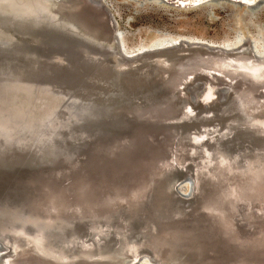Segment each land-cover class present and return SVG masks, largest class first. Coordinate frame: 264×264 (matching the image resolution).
<instances>
[{"label": "water", "instance_id": "1", "mask_svg": "<svg viewBox=\"0 0 264 264\" xmlns=\"http://www.w3.org/2000/svg\"><path fill=\"white\" fill-rule=\"evenodd\" d=\"M96 5L90 1L53 0L50 8L37 7V14L29 5L21 10L23 14L13 12L7 16L9 20L0 19V137L6 139L0 147V173H4L0 175V248H5V255L10 257L21 254L28 245L50 240L59 244V250L56 257L47 256L49 262L59 260L65 264L68 260L97 264L106 259V255L92 253L90 248L102 249L106 242L114 241L109 247L118 252L115 258L126 257L128 238L138 242L151 240L159 226L145 213L139 215L135 224V221L130 222L131 215L148 210V202L155 206L164 221L178 219L199 207L198 212L217 218L230 242L245 245L242 242L244 231L257 228L264 219V91L254 86L229 85L237 102L232 108L234 113L223 116V120L217 116L214 120L191 116L173 122L177 110L169 103L176 95L160 101L138 102L139 105L115 101L102 109L100 115L82 118V113L73 112L72 101L79 103L93 96L92 104L101 105L99 97H107L110 91L109 85L97 78L102 68L98 60H89L87 54V51L108 50L104 42L109 27L97 18L98 11L107 7L99 2ZM82 9L90 13L91 22L78 16ZM47 17L53 22L70 23L72 35L65 37L48 30L43 35L26 31L21 24L35 23L37 18L41 22ZM14 40L19 42L12 44ZM27 41L36 44L26 46ZM192 54H196L195 51ZM247 54V51L236 53L241 57ZM86 59V64L98 70L94 68L86 83L80 84L76 79L78 65L84 72L85 64L81 63ZM6 75L9 79H2L1 76ZM8 82L24 86L28 91L12 92ZM246 90L249 93H245ZM223 95L222 92L221 97ZM191 100L197 106L195 95H191ZM60 103L62 108L58 111ZM42 108L45 111L37 112ZM120 109L131 112L141 109L146 114L119 115L121 117L116 119ZM25 115L29 118L21 121ZM71 117H75V123ZM138 123H146L153 130H171V134L166 131L164 136L156 138L150 134L138 139L132 136V128ZM192 123L195 126H190ZM191 135H206V139L196 141L189 138ZM108 136L107 144L93 149L95 154H100L93 162L90 149L100 138ZM145 142L160 143L164 147L163 154L154 158V167L148 172L140 167H135L133 172L130 167L101 172L100 165L107 167L106 163L101 164L103 159L114 160L122 147H127L122 152L127 153L138 150V143ZM223 160L227 161L226 165H221ZM64 161L71 165L60 167ZM247 161L249 165L258 163V171H247ZM173 164H184L191 173V177H181L178 182L189 184L186 194L191 195L189 200L175 197L169 185L159 182V177ZM75 167L79 172L75 173ZM177 170L179 172L180 168ZM31 175L43 182L36 179L25 184ZM233 176L236 178L231 180ZM131 199L134 201L127 204ZM119 218L121 222L129 219L124 240L123 226L117 222ZM147 223L154 227L143 233ZM193 225L196 227H158L159 234L153 242L155 248L144 245L149 260L155 264L252 263L224 251L220 243L224 234L214 240L208 233L202 235L196 222ZM102 229L110 231L101 233ZM63 236L66 238L59 239ZM76 247L82 248L81 253L74 256L63 253Z\"/></svg>", "mask_w": 264, "mask_h": 264}, {"label": "bare ground", "instance_id": "2", "mask_svg": "<svg viewBox=\"0 0 264 264\" xmlns=\"http://www.w3.org/2000/svg\"><path fill=\"white\" fill-rule=\"evenodd\" d=\"M77 1L81 3H85V2L89 3L90 1V3H93L95 5L98 2L101 3L100 1L97 0H77ZM167 1H171V0H167ZM187 1L188 2L193 1L196 4V6L197 5L200 6L201 3H205L208 0H178V1L176 0L177 3L184 5H185L184 2ZM52 3L53 0H0V19L2 21L9 20L10 17L7 16L13 12L15 14L18 13L23 14L24 12L21 10L28 8L26 6L29 5L31 6V9L35 11L34 12L35 14L38 11L37 7L42 6V7L50 8L52 6ZM99 7L101 8V6ZM2 8L4 9L2 10ZM98 12L99 13L97 15V18L100 20V22H104L105 25H107V28L109 27V31L106 32L107 39L106 42H104L105 48H108V50H104V51L97 50L92 52L87 51V54L89 55L88 56L89 60L90 59L98 60L99 62L98 64H100L102 68L101 71L99 72L100 74L97 75V78L105 82L107 85H109L110 91L109 94L106 93L107 97L104 96L99 97L98 100L99 102L102 103L101 105H99V103L92 104L94 102L93 96H90L91 97L90 100L88 99V97L83 98L81 100L82 103L80 101L79 103H77L76 101H72L71 107L73 109L74 106V108L76 109V110L74 109L73 112L76 114L82 113V118L84 116L85 117L90 116V118L91 117L94 118L98 114L100 115L102 109H105L106 106L110 105V103H114L115 101L117 103H124V104L125 103L130 104L131 102H135L136 105H139L138 102L160 101L162 99H168V98L170 99L172 95H176V97H174V99L169 103L170 107H172L173 109L176 108L175 110H177V113H175L172 119L173 122L178 123L180 121H183V119H185L186 117H191V116L196 118L200 116L202 117L204 116L207 117L209 120H214L216 119L215 117L217 116V118L223 120V116L227 115V117H229L228 115L234 113L233 112L234 109L232 108H234V104L236 105L237 102L236 96L232 92H230V89L228 88L229 85L233 86L234 84H242V86H254L255 88L258 87L257 89L261 90L262 92L264 91V57L260 59L258 58L255 59L254 56H251L253 54L250 55L247 45L238 48L235 52L231 54L225 53L218 48L203 49L202 47H199L196 43L190 45H185L181 43L176 48H169L167 46L168 45L167 43L170 42L172 38L166 37L164 35L161 36L159 35L157 37L156 36L152 37V40H150L148 43L140 42L135 48L138 51L139 50L145 51L158 47L160 50H157V52L150 51L149 53L144 54L143 56L137 58L135 57L127 58L125 57L124 53H131L132 49L134 48H130L131 46L128 47L127 45L128 42L126 44V40L124 39L125 35L123 36L122 34L120 35V37L118 36L116 31L117 26L115 27V24L112 22V18L107 13H104L102 8ZM77 14L83 19V21L86 22L92 21L90 17L91 16L90 13H88V11L85 12L84 9H82V11L78 12ZM13 17L14 15L12 16V18ZM238 17L239 16L237 14L234 15V18L236 19L235 21L237 23H240L241 25H244L243 23H241V19H240L241 17L237 19ZM21 24L24 30L32 31V32L37 31L36 33L41 32L43 35H45L46 30H48L49 32L60 34L65 37H68L69 34L71 33L70 23H68L67 21L53 22L48 17L42 19L41 22H39V18H37V21L35 23L22 22ZM256 28L258 30L257 38L259 40H262V44H261L262 49L260 48L259 51L261 53H264V38H262L261 35L262 27L261 25L256 24ZM243 37H247V36L239 31L237 42L242 40ZM18 42L19 41L14 40L12 44H16ZM25 44L26 46L28 45L32 47L36 43L34 41H29V42L27 41V43ZM252 49L256 55H261L260 53L254 50L253 46ZM193 51H195L196 54H192ZM203 51L208 53V55L205 54L203 55L201 53ZM246 51L248 54L245 56L241 57V55H236V53L239 52L243 53ZM88 59H86L84 62L81 63V65L85 64L84 72L80 71L79 67L81 66L78 65L79 75L78 77H76V79L79 80L80 84L86 83L85 79H87L91 74V72L94 70V68H96V67L91 68L90 65L86 64V61ZM56 63L63 64L62 62H56ZM84 66L82 67V69L84 68ZM96 69L98 70V67ZM80 74L82 75L80 76ZM1 77L2 79L5 78L9 79L7 75ZM8 87L12 92L13 91L19 92L20 90L28 91L27 88H24V86H21L16 83L8 84ZM222 92L224 94L223 97H221ZM245 93H249V90H246ZM191 95H195V102L197 103L196 104L197 106H194L192 104ZM0 100H1V96H0ZM61 103L57 105L58 111L62 108ZM129 109H127V111L120 109V112H116L115 115L116 119L121 117L119 115H125V116L129 115L128 117L130 116L133 117L134 115H138V114L139 115L146 114L145 110L139 109L134 112L132 110L131 112V110L129 111ZM42 111H45L44 108L37 110V112L40 113H42ZM75 117H71L74 123H75ZM28 118L29 117L25 115L20 119L21 121L25 122L26 119ZM34 119L32 118L33 121ZM190 126H195V125L192 123ZM166 131L168 135L171 134V130H167V129L153 130V128L151 127L149 128L146 123H141V124L138 123L135 124L134 127L132 128V136L134 137L137 136L138 139H140L145 135L148 136L154 135L157 138V136L160 135L164 136ZM214 132L216 131L213 130V133ZM190 137L195 139L196 141H202L203 139H206L205 138L206 135H199V136L191 135L189 136V138ZM232 137L233 136H231V138ZM229 140L230 138L227 139L226 141L229 142ZM5 141L6 139L3 136L0 137V147H2L5 144ZM108 141H110V136L106 138H100L92 146V148L90 149L91 152L90 156L93 162L100 157L99 156L100 154L98 155L95 154V152H93V149L96 147L104 146L105 144L108 143ZM162 148L164 147L160 143H157L156 145H152V142L150 143L145 142V143H138V150L136 148L134 150L127 151V153H122L125 152V150L127 149V147H122L121 148L122 150L121 149L119 150V155L116 157V159L113 160L112 158L108 160L103 159L104 161L102 160L101 164L106 163L107 167L102 168L100 165L101 172H104L103 170H110L111 172H117L120 169L124 170V167H130L131 168L130 171L132 172L135 167H140L143 172H148L150 169L154 167V163H155L154 158L156 159L157 156L163 154ZM70 163L71 162L64 161L61 163L60 167L62 166L64 167L65 165L68 166V164ZM226 164L227 161L223 160L221 165H226ZM245 164L247 167V171L249 170L251 172H257L260 167L258 166V163H252L251 165H249L250 163L247 161ZM177 167L180 168L179 172L177 170L178 169ZM183 167L184 164H179L178 166L173 164V166L170 168L169 171L165 172V174L159 177V182L162 183V185H169L171 194L184 201V200H189V198H191V195L188 196L186 195L185 198L179 195L177 196L175 195L177 194L175 191V187L178 184V182L181 180L180 178L185 176L191 177V173L189 172V170L186 169V167L184 168ZM73 170L75 171V173L79 172L77 167L73 168ZM2 174L4 173H0V175ZM234 177L235 176H233L231 180L236 178ZM36 179L38 180L39 183L43 182L41 178L36 177L35 175H31L26 178L25 184L28 183L29 181L34 182L36 181ZM176 180L178 181L177 183L175 182ZM181 184L182 183H180L179 185ZM134 200L131 199L130 201L127 202V204H130ZM148 205L150 206L148 210L145 209L143 212L139 213L138 215L136 213L131 215V217H129V219L131 220L130 222H133L135 220L138 221L139 215H141L142 213H145V215H148L153 220L157 221L159 223L158 227L159 228L163 227V229L178 227V225L182 226L181 228L191 227L194 226L193 224L194 222H196L197 227L198 226L201 227V229L200 228L199 229L202 235L205 234L204 236H206V234L208 233L209 234L208 236L210 238L214 240H218L221 237V235L224 234L222 239H220L221 240L220 243L224 247V251H227L229 253V256L234 255L237 258L240 257L242 259L249 260L252 262L251 264H264V219L263 218L261 219L262 222L260 226L258 225L257 228H252L251 230L244 231L245 233L243 234H245L244 235L245 237L242 242H245V245L240 246L238 245V242L233 244L232 242H230L227 236L225 237L226 232L224 231L223 225L217 220L215 216L206 213L205 215L203 213L198 212L199 207H196L194 210L187 212L185 216H181L178 219L164 221L163 219H160L161 217L158 216L155 206L150 205L149 202ZM176 210H180V209L176 208ZM129 219L127 218L126 220L121 222L119 218L117 221L118 224H120L119 226H123V233H122L123 240L127 232V229L129 228ZM137 221H135L134 224ZM150 222L153 223V221ZM204 222H208V224L204 225ZM152 223L149 224L147 223V225L143 229L144 230L143 233H146V231H150L151 229H153L154 225ZM158 227L153 231V234L151 235L154 237V239L152 237L153 239V240L151 239L152 241L147 239L146 241L141 240V242H138L136 240H132L131 238H128L129 240L127 239V243L129 244L127 249H129V252L126 255V257L115 258L118 252L114 251L109 247L113 245L114 241H110L109 243L106 242L103 245L102 249H100L99 247L96 248L91 247L90 249L92 250V253H101L106 255V259H104L102 262L97 264H132V263L140 264L141 261L145 258L149 260L147 253L144 252L145 251L144 245H148V246L152 245L153 249L156 246L153 244V242L155 241V238L159 234L158 233L159 230H157ZM107 230L109 229H105V230L102 229L101 233H105V231ZM65 238H66L65 236H63V238L59 237V239H65ZM53 241L58 242V240L56 239H53ZM14 243H16V241ZM55 244L56 243L50 240H46L40 244L37 243V244H33L32 246L28 245L26 246L27 247L26 250L25 251L23 250L21 254L10 257L8 255H5V248H0V264H61V261L59 260H57L58 262L53 260V262H55L53 263V262H49V260L47 259V256H53V257L57 256L56 252L57 250H59L58 248L59 244L57 245ZM80 249L82 248L76 247L73 249L65 250V252L63 251V253H65L66 256L69 255L74 256L75 254L81 253ZM150 262H152V260ZM64 263L77 264L75 262H71V261L69 262L68 260H66ZM147 263L148 262L146 261L143 264H147Z\"/></svg>", "mask_w": 264, "mask_h": 264}, {"label": "rangeland", "instance_id": "3", "mask_svg": "<svg viewBox=\"0 0 264 264\" xmlns=\"http://www.w3.org/2000/svg\"><path fill=\"white\" fill-rule=\"evenodd\" d=\"M97 1L107 7L103 12L112 18L115 27L117 26L118 36L125 35L128 47L134 48L131 53H124L127 58H137L150 51L160 50L155 47L143 52L135 48L140 42L148 43L152 37L159 35L172 38L167 43L169 48H176L181 43L185 45L196 43L203 49L218 48L231 54L247 45L250 55L253 54L251 56L255 59L264 57V53L259 51L262 49V40L257 38L256 28V24L261 25V35L264 38V0H208L200 6H196L193 1L184 2V5L177 3L176 0H165L167 3H161L159 0ZM235 14L239 16L237 19L241 17V23L244 25L235 21ZM239 31L247 37L237 42ZM252 46L261 55H256ZM178 185L177 193L181 197L185 195L183 197L185 198L189 184L186 182ZM146 261L154 264L146 258L140 264Z\"/></svg>", "mask_w": 264, "mask_h": 264}]
</instances>
